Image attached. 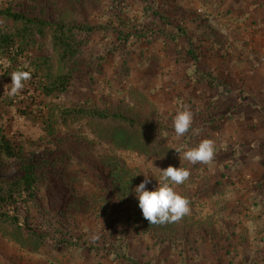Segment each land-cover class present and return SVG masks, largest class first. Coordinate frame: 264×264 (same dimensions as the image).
<instances>
[{
  "label": "rangeland",
  "instance_id": "1",
  "mask_svg": "<svg viewBox=\"0 0 264 264\" xmlns=\"http://www.w3.org/2000/svg\"><path fill=\"white\" fill-rule=\"evenodd\" d=\"M0 7L95 27L98 31L85 55L104 56L105 61L91 80L75 82L55 105L93 102L116 110L157 130L171 149L158 160L97 149V156L112 166L108 192L70 167L77 207L71 227L80 248L59 251L49 246L28 254L0 237V264H250L257 250L264 253V245H252L245 232L247 222L261 219L262 213H254L253 207L262 206L264 198L259 202L250 197L253 186L238 177L239 151L231 149L229 138V105H235L231 80L243 75L229 61L236 56L233 37L225 36L234 33V5L229 0H0ZM154 13L164 15L167 25ZM141 29L149 34L146 40L117 41L116 32ZM6 84L0 80V135L22 145L23 156L21 161H7L0 179L18 176L22 162L35 163L42 172L44 163L60 156L39 122L5 105ZM185 105L193 112V124L177 139L173 118ZM203 139L215 142L210 163L180 159L176 149L182 153ZM169 165L191 173L183 184L171 185L188 198L190 212L177 222L150 225L134 190L145 175L150 180L147 189L154 190L160 169Z\"/></svg>",
  "mask_w": 264,
  "mask_h": 264
},
{
  "label": "trees",
  "instance_id": "2",
  "mask_svg": "<svg viewBox=\"0 0 264 264\" xmlns=\"http://www.w3.org/2000/svg\"><path fill=\"white\" fill-rule=\"evenodd\" d=\"M153 15L167 25L164 15ZM97 31L88 24L52 21L0 7V80L11 84L12 72H31L24 89L15 96L5 93L3 102L15 107L20 116L39 122L50 145L60 154L57 160L44 163L42 172L35 163L22 162L18 176L0 179V237L28 254H38L49 246L59 251L80 248L71 227L77 207L69 185L70 167L108 192L112 166L97 156V149L157 160L171 153L157 130L116 110L93 102L55 105L54 100L66 95L75 82L91 80L105 61L104 56L85 55ZM116 33L119 44L131 39L141 42L149 35L143 29ZM187 53L193 57L191 50ZM22 156V145L0 135V171L7 161H21Z\"/></svg>",
  "mask_w": 264,
  "mask_h": 264
},
{
  "label": "crops",
  "instance_id": "3",
  "mask_svg": "<svg viewBox=\"0 0 264 264\" xmlns=\"http://www.w3.org/2000/svg\"><path fill=\"white\" fill-rule=\"evenodd\" d=\"M229 1L234 5L230 20L234 33L225 36L233 37L230 44L236 54L233 62L231 58L229 61L233 69L243 74L231 80L234 97L231 100L235 105H229L232 110L229 138L231 149L239 151L238 177L253 186L250 197L261 202L264 198V0ZM253 212L262 213L261 219L247 222L245 232L252 245H264V204H256ZM258 252L251 256L250 264H264V253ZM233 259L236 263V254Z\"/></svg>",
  "mask_w": 264,
  "mask_h": 264
},
{
  "label": "clouds",
  "instance_id": "4",
  "mask_svg": "<svg viewBox=\"0 0 264 264\" xmlns=\"http://www.w3.org/2000/svg\"><path fill=\"white\" fill-rule=\"evenodd\" d=\"M27 67V65H25ZM12 83L5 85V93L15 96L25 87V81L31 79V72L16 70L11 74ZM193 124V112L185 105L178 110L173 118V127L176 138L184 136ZM180 159L191 164L210 163L215 156V142L212 139H203L196 146L188 148L181 153L176 149ZM158 186L154 190H148L147 184L150 180L147 175L145 179L135 188V194L142 210L143 217L151 224H165L177 222L190 212V201L187 197L179 194L171 186L172 184H183L190 176V171L184 167H173L169 165L160 169ZM98 239L94 236L93 240Z\"/></svg>",
  "mask_w": 264,
  "mask_h": 264
}]
</instances>
